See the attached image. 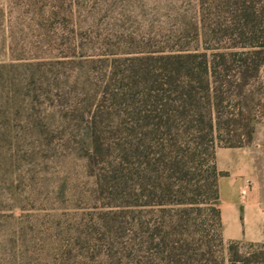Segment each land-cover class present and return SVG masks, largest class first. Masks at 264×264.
I'll use <instances>...</instances> for the list:
<instances>
[{
    "label": "rangeland",
    "instance_id": "1",
    "mask_svg": "<svg viewBox=\"0 0 264 264\" xmlns=\"http://www.w3.org/2000/svg\"><path fill=\"white\" fill-rule=\"evenodd\" d=\"M198 13V0H0V264H230L231 243L238 256L264 243V68L253 139L224 146L240 237L219 201L99 197L91 118L113 58L192 40Z\"/></svg>",
    "mask_w": 264,
    "mask_h": 264
},
{
    "label": "trees",
    "instance_id": "2",
    "mask_svg": "<svg viewBox=\"0 0 264 264\" xmlns=\"http://www.w3.org/2000/svg\"><path fill=\"white\" fill-rule=\"evenodd\" d=\"M198 12L192 40L112 60L91 118L92 163L107 207L218 201L217 147L252 139L264 0H198ZM239 244L230 245V264H264V243L244 256Z\"/></svg>",
    "mask_w": 264,
    "mask_h": 264
},
{
    "label": "crops",
    "instance_id": "3",
    "mask_svg": "<svg viewBox=\"0 0 264 264\" xmlns=\"http://www.w3.org/2000/svg\"><path fill=\"white\" fill-rule=\"evenodd\" d=\"M255 133H256V127L254 134ZM237 147H242V146H237ZM224 150H225L224 146H218L216 149V159H215L217 170L223 173L218 179V191H219L218 201H219L220 219L223 222L225 235L229 238H238L242 234V230L239 228L242 225L241 221L242 220L247 221L249 217L247 216L243 217L242 215H240L238 206L235 202V198H231L227 196L226 191H224L226 181L223 180V175L225 174V172L226 173L228 172V169L223 167V160H224L223 158L227 156L225 155L226 153H230V152H225ZM234 173L235 171L233 172V175H235Z\"/></svg>",
    "mask_w": 264,
    "mask_h": 264
}]
</instances>
